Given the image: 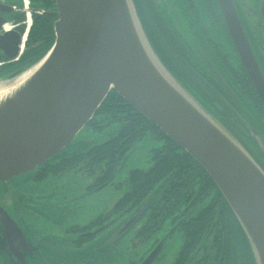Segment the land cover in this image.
<instances>
[{
	"label": "water",
	"instance_id": "obj_1",
	"mask_svg": "<svg viewBox=\"0 0 264 264\" xmlns=\"http://www.w3.org/2000/svg\"><path fill=\"white\" fill-rule=\"evenodd\" d=\"M55 2L58 20L54 45L35 65L0 80H14L46 58L18 99L0 110V182L29 173L53 159L67 158L59 157L62 150L71 145L109 92L115 90L213 178L247 235L256 264H264V169L198 95L188 91L160 61L133 0ZM216 3L264 111V61L236 0ZM257 12L264 23V5ZM3 40L0 36V44ZM7 56L13 58L15 54ZM211 67L223 86L208 80L229 99L264 158V138L256 131L264 125L232 83L217 67ZM139 210L122 223L127 232L137 222ZM0 227L10 257L29 264L26 255L31 253V244L3 207ZM160 249L159 244L140 264H152Z\"/></svg>",
	"mask_w": 264,
	"mask_h": 264
},
{
	"label": "trees",
	"instance_id": "obj_2",
	"mask_svg": "<svg viewBox=\"0 0 264 264\" xmlns=\"http://www.w3.org/2000/svg\"><path fill=\"white\" fill-rule=\"evenodd\" d=\"M133 1L152 47L166 59L170 58L173 49L160 38L157 31L158 23L153 20L156 10L162 17L160 6L156 5L155 10L152 0H147L150 8L143 0ZM236 1L241 8V0ZM189 2L200 18L195 4L192 0ZM209 5L214 11L217 24L225 29L216 0H209ZM259 22L264 27L260 18ZM224 32L228 35L227 31ZM225 35L219 32L222 38ZM168 38L174 40L171 35ZM255 43L259 45L256 39ZM219 46L223 52L222 43ZM230 48L233 53L232 46ZM259 53L264 61V49H259ZM222 55H225V51L214 53L213 66L217 67L216 70L232 83L246 101L252 106L260 107L258 96L240 63L232 66L234 64L229 62L228 57L225 56L224 60ZM166 64L174 75L182 77L183 73H180L176 64L171 65L167 62ZM185 65L209 88V92H206L208 97L196 88L200 102L202 95L211 102L220 103L225 113H231L239 123L237 111L229 99L211 84L197 67L192 69L186 62ZM191 83L196 87L193 82ZM88 125H92L96 130L112 125H117V128L103 143H95L81 153L45 163L32 174L36 182H43L51 176L78 169L94 180L88 188L90 191L101 190L112 184L117 165L123 156L144 136L151 134L161 145L152 150V166L149 169H133L123 183L115 185L117 189H125V192L114 207L101 214L90 225L78 227V231L103 223L108 227L126 214L129 213L127 215L129 216L140 209L137 222H140L141 226L132 237L134 249L148 243L166 227L171 226L172 232L174 234L179 232L182 239L173 264H256L249 239L213 178L191 155L120 93L110 91ZM242 127L241 129L248 135V131L245 132L246 129ZM0 257H3L1 252ZM33 262L44 264V258L34 257Z\"/></svg>",
	"mask_w": 264,
	"mask_h": 264
},
{
	"label": "rangeland",
	"instance_id": "obj_3",
	"mask_svg": "<svg viewBox=\"0 0 264 264\" xmlns=\"http://www.w3.org/2000/svg\"><path fill=\"white\" fill-rule=\"evenodd\" d=\"M192 2L198 9L209 36L211 35L214 39L212 35L214 32L215 38L218 40L217 33H223L224 31L216 22L217 19L209 5V0H192ZM240 5L247 19L244 20L249 22V27L261 50H263L264 27L256 17L255 7L258 10H262L264 0H241ZM165 6L164 3L161 4V9L164 11L169 28L176 38L174 41L175 48L179 46V50L176 48L177 52L179 54L184 53L185 59L191 63H197L198 69L207 76V79H211L213 82L223 86L217 80L219 78L212 69L211 62L207 58H203L200 51L198 53V46L191 40L189 25H186L181 20V28L176 29L175 17ZM187 12L189 15H194L191 10ZM191 21L196 27L198 26L199 19L196 16L192 17ZM222 46L225 53H229V62L234 64L232 66H235L237 60L234 54L235 60L230 57V52L228 51L230 46L227 43L225 45L227 49L224 48V42ZM189 47L195 48V51H192ZM153 50L175 79L182 83L188 91H192L193 88L190 84L192 85L191 82H193L208 97L206 92H209V88L187 68L183 55L181 57L175 53L166 59L158 51ZM191 52H195L197 57H191ZM166 62L171 65L176 64L180 73L183 70L186 75H182L180 78L177 77ZM243 101L252 111L246 99ZM241 107L243 112L248 115V111L244 106ZM116 128L117 125H112L96 130L92 125H86L76 135L71 145L62 150L59 157H70L73 154L83 152L95 143L105 142L112 136ZM256 131L260 132V135L264 138V126L256 127ZM160 145L161 143L154 139L151 134L144 136L123 156L121 162L117 165L112 184L101 190L97 189L98 191H90L88 189L94 180L89 178L84 171L78 169L58 176H51L43 182H36L29 173L13 178L9 182L12 187H16L17 196L23 204L22 207H19V214L22 218L19 224L28 239L37 246L36 250H40L41 253L47 255V258H44V263L88 264L91 260H102L105 264H138L160 244L161 249L152 264H173L182 243L181 234L179 232L174 234L171 226L166 227L162 233L155 236L151 241L134 249L132 237L141 226V223L127 232L126 227H123L121 223L129 213L109 228L98 232L92 241L84 244L82 248L77 249L71 246V241L77 240L80 242L82 240V237H80L81 233L78 232V226H87L101 214L110 211L125 192V189H117L115 185L123 183L133 169H149L152 166V150ZM254 154L258 159H263L257 147ZM56 251L59 252L60 256L53 257ZM33 263L37 264L36 262ZM0 264H5V261L0 259Z\"/></svg>",
	"mask_w": 264,
	"mask_h": 264
},
{
	"label": "flooded vegetation",
	"instance_id": "obj_4",
	"mask_svg": "<svg viewBox=\"0 0 264 264\" xmlns=\"http://www.w3.org/2000/svg\"><path fill=\"white\" fill-rule=\"evenodd\" d=\"M27 1L28 5L25 6L23 0H0V36L2 38L4 37V40L0 44V79L13 77L14 75L22 71L25 67L36 63L45 55V53L48 51L55 40L54 24L58 19V9L55 0ZM143 1L144 3H147L150 8L149 2L147 0ZM152 3L155 10L156 5H158V7L160 6L159 11L162 13L161 17L158 15V12L156 10V15L153 19L156 23H158L157 31L159 32L160 38H163L166 43H169L170 48L173 49V54L177 53L180 56L183 55V59L192 69L194 68L193 63L185 59L184 53L179 54L177 52L176 48L179 50V46H176L175 48L174 41L176 40V38L174 36V33L169 28L164 11L161 9V4L164 3L166 5L165 8H167L175 17L176 29L181 28V20L185 22L186 25H189L191 40L194 41V43L198 46V53L199 51H201V49H203L207 53L209 49H213L215 53H218V48L216 46L217 42H215L214 39L209 36L208 31L203 24V21L201 20V18H199L198 14L195 11V8L190 5L189 0H152ZM188 10H191L199 19V24L197 27L191 21V18L195 16L189 15L187 12ZM152 14H154V12ZM164 23H167L166 27ZM170 35L174 37L173 41L171 38H168L170 37ZM221 39L222 41L218 40V44L224 42L222 37ZM224 45H226V43H224ZM163 47L167 46L163 45ZM189 48L192 51H195V48ZM225 48L227 49V47ZM228 51L230 52V57L235 60V57L231 52V48L230 50L228 49ZM222 53H224V51ZM7 54H15V56L13 58H10L7 56ZM190 55L194 58L197 57V54L195 52H191ZM225 56L227 58L228 54L225 53V55H222V58L224 60H226ZM182 73L183 75H186L183 70ZM190 86L195 91H197V87H194L191 84ZM201 97L205 100L206 103H208V105H210L215 116L221 121V123L228 129L230 128L235 137L249 150V152H251L255 156V149L253 148L251 142L247 139L246 135L243 133L240 124L236 122L231 113H225L224 107L220 103L211 102L202 95ZM254 107L257 114L261 117V119L264 120V116H262L259 106L256 105ZM32 174L34 173H29L32 179L35 180V177ZM12 180L13 179L9 180V182ZM9 182L0 183V207H3L6 212L9 213L12 219L23 231V228L19 224L20 220L22 221V218L19 214V207H22L23 204L17 196L16 187H12ZM110 226L107 227V224L103 223L102 225H98L90 229L78 231L81 233L80 237H82V240L80 242H78L77 240L71 241V246L77 249L82 248L84 244L92 241V239L97 235L98 232L104 231V229H107ZM0 241V252L4 256H7V254L9 255L2 230L0 231ZM29 242L32 247L31 253L29 255H26V260L29 264H34V257L47 258V255L41 253L40 250H36L37 246H35L32 241L29 240ZM57 255L60 256L58 251L54 253L53 257ZM6 261L7 264H20L14 259H11L10 261L8 258H6ZM88 264L105 263L102 260H91Z\"/></svg>",
	"mask_w": 264,
	"mask_h": 264
},
{
	"label": "bare ground",
	"instance_id": "obj_5",
	"mask_svg": "<svg viewBox=\"0 0 264 264\" xmlns=\"http://www.w3.org/2000/svg\"><path fill=\"white\" fill-rule=\"evenodd\" d=\"M45 61L46 58L34 68L21 74L14 80L8 82L0 81V110L7 108L12 101L18 99L19 93L30 85L44 66Z\"/></svg>",
	"mask_w": 264,
	"mask_h": 264
}]
</instances>
